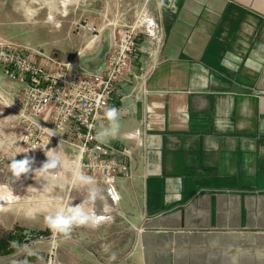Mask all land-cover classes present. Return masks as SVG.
<instances>
[{"label": "crops", "instance_id": "0c3cea01", "mask_svg": "<svg viewBox=\"0 0 264 264\" xmlns=\"http://www.w3.org/2000/svg\"><path fill=\"white\" fill-rule=\"evenodd\" d=\"M29 1L9 3L24 54L48 67L46 57L103 66L112 39L103 11L114 0H64V8L62 0ZM143 5L161 41L138 37L130 66L138 78L117 83L108 107L119 129L98 137L125 151L118 158L134 172L113 180L138 227L127 260L264 264V0H122L107 19L130 23ZM22 88L0 66V91L18 96ZM106 111L97 135L110 128Z\"/></svg>", "mask_w": 264, "mask_h": 264}, {"label": "built area", "instance_id": "2783aa9c", "mask_svg": "<svg viewBox=\"0 0 264 264\" xmlns=\"http://www.w3.org/2000/svg\"><path fill=\"white\" fill-rule=\"evenodd\" d=\"M106 24L113 25L115 31L103 66L95 70L77 69L72 62L46 57L51 65L48 67L24 54L18 46L0 44V66L5 75L23 85L18 97L0 91V102L13 111L19 145L38 155L55 150L65 161L62 170L72 173L77 162L80 172L101 184L113 183L118 176L130 180L134 176L131 165L118 158L125 151L102 142L97 127L116 84L129 75L138 78L130 70L138 37L146 34L161 41L156 22L145 5L138 9L130 25L116 28L115 23ZM74 26L87 29L94 37L100 31L83 21Z\"/></svg>", "mask_w": 264, "mask_h": 264}, {"label": "rangeland", "instance_id": "374dc122", "mask_svg": "<svg viewBox=\"0 0 264 264\" xmlns=\"http://www.w3.org/2000/svg\"><path fill=\"white\" fill-rule=\"evenodd\" d=\"M16 1H20L24 7L27 5V0H0V25L2 24L4 30L0 32V44L12 48L14 41L18 39H14V33H11L14 30V12L9 11L11 8L9 3L14 7ZM120 1L122 0H114L113 4L110 2L103 11L105 15L103 26H108L112 33L115 29L113 25L106 24L107 22L115 23L116 28H120L132 24L135 19L134 17L130 23L124 25H119L117 19H107L106 15L109 14L110 7L118 5ZM39 3L47 5L49 1L40 0ZM67 3H70L69 0ZM60 5L64 8L65 1L62 0ZM21 41L25 42L26 39ZM12 114L13 111L0 102V184H10L17 197L13 202L0 205V237H5L7 232L19 233L21 236L18 243L26 247L18 250L12 242H9V252L0 255V264H18L19 261L24 260L27 264H129L128 248L133 245L138 227H135V222L130 220L129 213L120 208V195L115 183L95 182L97 187L104 190L107 197L103 209L99 201L95 206V210H100L104 214L97 227H74L70 238L54 235L48 228L44 219L47 212L60 205L75 206L81 203L87 188L74 183L71 179L72 173L62 169L56 171L52 178L59 187L49 192H37L32 188L39 189L45 183L39 174L35 177L34 172L14 180L8 169L11 159L21 160L27 155L34 160L32 168L38 169L47 161V157L30 152L19 145L18 130ZM21 151L28 152L16 155ZM109 193H114L116 197L114 207H110ZM32 214L34 218H29ZM18 229L20 231H17ZM45 230H49L50 234H39ZM125 257L127 261L124 260Z\"/></svg>", "mask_w": 264, "mask_h": 264}, {"label": "clouds", "instance_id": "9594fccd", "mask_svg": "<svg viewBox=\"0 0 264 264\" xmlns=\"http://www.w3.org/2000/svg\"><path fill=\"white\" fill-rule=\"evenodd\" d=\"M164 6V0H159V7ZM106 117L110 121V128L98 133V137L115 136L119 129L118 113L115 108L108 109L106 111ZM27 152L28 151L17 152L16 155ZM45 155L47 161L38 169L32 168L34 160L27 155L21 160H16L15 158L11 159L8 169L12 174V178L18 180L22 175L34 172V176L36 177L37 174H39L41 180L45 183H43L39 189L32 186L29 187L34 188L37 192H49L58 188L59 185L54 183L52 178L56 171L65 166V161L55 150L46 152ZM71 179L74 183L84 185L87 188L82 202L75 206H57L49 210L44 218L46 225L54 235H61L65 238H70L74 227H97L103 218L97 216L95 206L99 201L103 205V209L105 200L107 199L104 190L96 186L94 178L84 175L78 168H73ZM108 195L110 196L111 194L109 193ZM16 198L10 184H0V205L5 202H13ZM29 218H34V214L30 215ZM12 245L18 250L26 247V245H20L17 241H13ZM18 264H27V261H19Z\"/></svg>", "mask_w": 264, "mask_h": 264}, {"label": "trees", "instance_id": "16d2710c", "mask_svg": "<svg viewBox=\"0 0 264 264\" xmlns=\"http://www.w3.org/2000/svg\"><path fill=\"white\" fill-rule=\"evenodd\" d=\"M17 231H20V229H18ZM39 234L41 235H49V230H45L40 232ZM38 234V235H39ZM20 234L19 233H14V232H7L5 237L1 236L0 237V255L6 254L8 253V249H9V242H13L15 241H19L20 240Z\"/></svg>", "mask_w": 264, "mask_h": 264}, {"label": "bare ground", "instance_id": "6f19581e", "mask_svg": "<svg viewBox=\"0 0 264 264\" xmlns=\"http://www.w3.org/2000/svg\"><path fill=\"white\" fill-rule=\"evenodd\" d=\"M75 165V166H74ZM78 164H77V162H75L74 164H73V168H78ZM78 170H79V168H78ZM101 214H99V213H97V216L99 217Z\"/></svg>", "mask_w": 264, "mask_h": 264}]
</instances>
